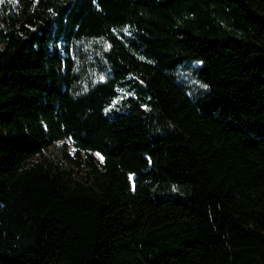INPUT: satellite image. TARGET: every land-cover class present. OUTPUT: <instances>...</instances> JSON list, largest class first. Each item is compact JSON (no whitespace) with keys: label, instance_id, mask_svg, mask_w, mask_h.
<instances>
[{"label":"trees","instance_id":"1","mask_svg":"<svg viewBox=\"0 0 264 264\" xmlns=\"http://www.w3.org/2000/svg\"><path fill=\"white\" fill-rule=\"evenodd\" d=\"M0 264H264V0H0Z\"/></svg>","mask_w":264,"mask_h":264},{"label":"rangeland","instance_id":"2","mask_svg":"<svg viewBox=\"0 0 264 264\" xmlns=\"http://www.w3.org/2000/svg\"><path fill=\"white\" fill-rule=\"evenodd\" d=\"M76 49H77V52L75 54V61L78 65V68H79V72L82 74L83 72H86L88 73L87 71V67H86V60L85 58L87 57L86 53H88L90 51V44H87V43H82V44H78L76 46ZM83 53V54H81ZM85 53V54H84ZM196 66L195 64H192L191 67H194ZM182 79L185 83H188V84H196L195 80L190 76V75H185L183 72H182ZM102 80V79H101ZM127 94L125 93H120L117 97L118 100L126 97ZM117 99H115L117 101ZM114 100V103L116 102ZM106 113L108 114V109L106 110ZM62 148H65V151L66 153L69 155V157L73 160L77 159L76 158V150L74 148V146L69 142V141H61L59 143H57L56 145L46 149L44 151V158L48 159V160H57L58 158H60V155H61V150ZM94 157H96L97 159H99V156L96 155V154H93ZM79 158H80V161H81V164H82V167H78L76 166V164H71V165H68L70 169H73V171H75L76 173H78V175H82L84 172V170L86 169L85 168V165H86V155L84 153H80L79 154ZM38 160V157H36L33 161H37ZM128 179L129 181L131 182V185H132V180H133V176H128Z\"/></svg>","mask_w":264,"mask_h":264}]
</instances>
